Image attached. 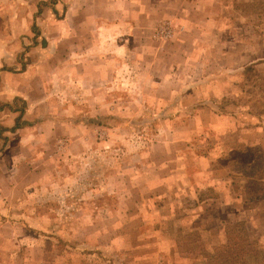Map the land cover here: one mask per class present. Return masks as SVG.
Segmentation results:
<instances>
[{
	"label": "rangeland",
	"instance_id": "obj_1",
	"mask_svg": "<svg viewBox=\"0 0 264 264\" xmlns=\"http://www.w3.org/2000/svg\"><path fill=\"white\" fill-rule=\"evenodd\" d=\"M263 161L264 0H0V264H264Z\"/></svg>",
	"mask_w": 264,
	"mask_h": 264
},
{
	"label": "trees",
	"instance_id": "obj_2",
	"mask_svg": "<svg viewBox=\"0 0 264 264\" xmlns=\"http://www.w3.org/2000/svg\"><path fill=\"white\" fill-rule=\"evenodd\" d=\"M7 105H3L1 108H5ZM20 127L13 129L16 130ZM261 164V163H260ZM259 172V177L256 179V184L259 189H251V193L261 194L264 196V189H261L260 186L264 182V161L262 164L256 168ZM254 172V171H251ZM257 173V172H255ZM253 197L251 200H257L259 197ZM227 233V243L221 247H216V252L208 261L207 264H242L246 256H250L254 252V243L251 240L249 231L246 228L245 223L238 222L233 225H229L226 228Z\"/></svg>",
	"mask_w": 264,
	"mask_h": 264
},
{
	"label": "crops",
	"instance_id": "obj_3",
	"mask_svg": "<svg viewBox=\"0 0 264 264\" xmlns=\"http://www.w3.org/2000/svg\"><path fill=\"white\" fill-rule=\"evenodd\" d=\"M260 188L261 189H264V182L261 184V186H260ZM250 201H252V200H250ZM254 202L255 201H259V202H257V203H254V204H263L264 203V196H261V197H259V199H257V200H253Z\"/></svg>",
	"mask_w": 264,
	"mask_h": 264
},
{
	"label": "built area",
	"instance_id": "obj_4",
	"mask_svg": "<svg viewBox=\"0 0 264 264\" xmlns=\"http://www.w3.org/2000/svg\"><path fill=\"white\" fill-rule=\"evenodd\" d=\"M160 31H161V33H164V32L166 31V28L162 27V28L160 29Z\"/></svg>",
	"mask_w": 264,
	"mask_h": 264
}]
</instances>
